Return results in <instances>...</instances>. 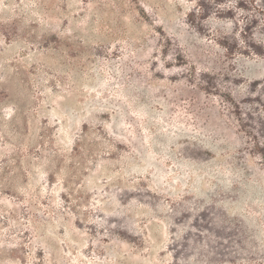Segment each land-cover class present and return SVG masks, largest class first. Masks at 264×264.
Wrapping results in <instances>:
<instances>
[{"label": "rangeland", "instance_id": "rangeland-1", "mask_svg": "<svg viewBox=\"0 0 264 264\" xmlns=\"http://www.w3.org/2000/svg\"><path fill=\"white\" fill-rule=\"evenodd\" d=\"M0 264H264V0H0Z\"/></svg>", "mask_w": 264, "mask_h": 264}]
</instances>
